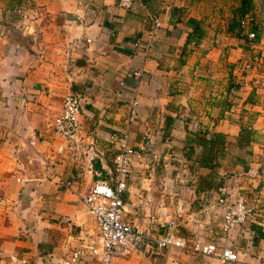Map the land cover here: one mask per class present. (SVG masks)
<instances>
[{
  "label": "crops",
  "instance_id": "0c3cea01",
  "mask_svg": "<svg viewBox=\"0 0 264 264\" xmlns=\"http://www.w3.org/2000/svg\"><path fill=\"white\" fill-rule=\"evenodd\" d=\"M241 7L242 0H136L130 9L118 0H0V264L19 256L68 264L73 249L97 238L84 196L97 180H112L114 134L141 153L122 194L125 219L239 256L152 248L114 264H260L264 218L244 189H253L260 149L252 134L264 132V72L249 75L239 60L250 48L264 53V37L251 45L248 16L236 26ZM155 18L161 26L153 32ZM69 92L84 97L78 142L91 161L75 157L71 143L58 150L54 119ZM223 196L253 209L229 232Z\"/></svg>",
  "mask_w": 264,
  "mask_h": 264
},
{
  "label": "built area",
  "instance_id": "2783aa9c",
  "mask_svg": "<svg viewBox=\"0 0 264 264\" xmlns=\"http://www.w3.org/2000/svg\"><path fill=\"white\" fill-rule=\"evenodd\" d=\"M136 0H118V5L124 9H130ZM161 26L158 19H154L153 29L155 32ZM249 38L255 37V32L248 31ZM251 63L243 64V71L250 72L253 69ZM138 74V72H136ZM123 84V83H122ZM82 94L78 92H69L62 99V107L59 114L54 119V131L63 142L58 145V150L65 149V143H71L70 146L78 152L79 157L85 155L92 160V153L83 150L78 142L81 130L80 115L83 108ZM137 100L132 101V115L135 114ZM112 139L117 141L118 152L114 158V168L112 180L110 182L99 179L89 189L84 196V202L88 211L95 217L99 228V234L93 241L76 247L71 251L67 259L68 264H87L90 259L97 261V264H114L118 257L127 256L133 252H142L152 248H180L189 250L193 253L218 256L219 258L236 262L239 256L228 247L218 248L215 243L204 242L200 239H192L179 236L174 231H168L163 234H149L124 218V200L123 193L128 187V177L130 174L131 163L134 156L141 157L140 152H136L128 143L126 136L114 134ZM66 184L70 186L71 181ZM221 204H226L227 210L224 215V230L229 232L234 227L245 224L252 216L253 209L249 207L243 199H237L229 202L226 197L219 199ZM62 222L69 223L71 218L64 216ZM171 227L176 224L171 222ZM1 255V250H0ZM9 264H35L26 256H19L16 262Z\"/></svg>",
  "mask_w": 264,
  "mask_h": 264
},
{
  "label": "rangeland",
  "instance_id": "374dc122",
  "mask_svg": "<svg viewBox=\"0 0 264 264\" xmlns=\"http://www.w3.org/2000/svg\"><path fill=\"white\" fill-rule=\"evenodd\" d=\"M247 16L250 18L249 21L246 22L248 31L255 32L256 36L253 37L254 40L252 38H249V35L246 36L247 38H249V40H253L251 42L252 46L257 45L258 40L256 41L255 38L258 36V34H262L264 37V0H255L253 2V8ZM256 25H261V28L259 27L257 31H254L253 26ZM255 50L256 47L250 48L249 51L246 50L247 52H245L242 58L239 60V65L242 71L243 64L246 62L251 63L252 66H254L253 69L250 70V72H246L249 73V75L252 74L253 71L260 72L261 69L264 72V53H262L261 49H259L260 51ZM259 96H264V92L260 93ZM252 137L260 149L257 151L254 159V164L256 167L251 171V176L254 180L252 181V183L250 182L249 186L253 187V189H244L246 191L244 194L248 202L252 203L255 208H259L260 210H262L260 212H257L258 217L260 216V218L262 219L264 218V132H255L254 134H252ZM245 198L243 200L249 206ZM258 251L260 254V264H264V241L261 242V245L258 247Z\"/></svg>",
  "mask_w": 264,
  "mask_h": 264
},
{
  "label": "trees",
  "instance_id": "16d2710c",
  "mask_svg": "<svg viewBox=\"0 0 264 264\" xmlns=\"http://www.w3.org/2000/svg\"><path fill=\"white\" fill-rule=\"evenodd\" d=\"M253 8V0H242V7H241V11H240V15L238 18H235L234 19V23L236 24V26L238 25L239 26V29L241 28V20L244 18V17H247V15L250 13L251 9ZM239 23V24H238ZM259 28V26H253V30L254 31H257ZM198 36H200L199 33H197ZM256 36V35H255ZM193 36L190 34V36L188 37V43L192 40ZM254 40V39H253ZM252 40V41H253ZM255 40L257 41L258 40V36L255 38ZM243 136L248 139L249 137V133L247 134H243ZM259 232V236L260 237H264V231H262L261 228H259L258 230Z\"/></svg>",
  "mask_w": 264,
  "mask_h": 264
}]
</instances>
